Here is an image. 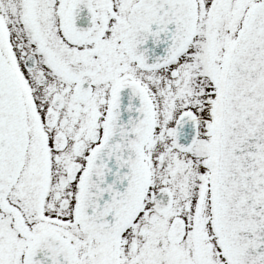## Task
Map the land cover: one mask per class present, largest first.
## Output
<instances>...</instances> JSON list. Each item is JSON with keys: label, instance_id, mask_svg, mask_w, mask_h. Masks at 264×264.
I'll return each instance as SVG.
<instances>
[{"label": "snow or ice", "instance_id": "obj_1", "mask_svg": "<svg viewBox=\"0 0 264 264\" xmlns=\"http://www.w3.org/2000/svg\"><path fill=\"white\" fill-rule=\"evenodd\" d=\"M0 264H264V0H0Z\"/></svg>", "mask_w": 264, "mask_h": 264}]
</instances>
